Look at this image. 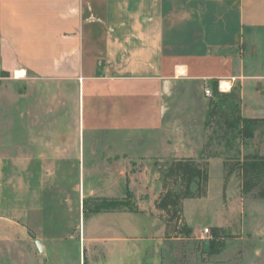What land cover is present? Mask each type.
Masks as SVG:
<instances>
[{
	"label": "crops",
	"instance_id": "obj_1",
	"mask_svg": "<svg viewBox=\"0 0 264 264\" xmlns=\"http://www.w3.org/2000/svg\"><path fill=\"white\" fill-rule=\"evenodd\" d=\"M12 74L72 90L76 124L27 127L38 119L21 98L12 143L1 117V174L9 178L16 167L17 188L0 190V264H42L36 240L47 261L53 218L76 211L84 217L78 259L64 264H79L82 247L104 251L106 259L92 264H141L132 255L151 252L165 235L154 205L162 169L172 158H197L205 143L204 90L236 86L241 114L264 118V0H0V78ZM156 160L167 164L155 168ZM213 161L220 163L209 158V167ZM76 168L84 170L83 186L65 188L64 170ZM209 186L210 178L206 196L182 201L191 228L199 225L186 206L200 208ZM90 197L135 209L90 214L83 207Z\"/></svg>",
	"mask_w": 264,
	"mask_h": 264
},
{
	"label": "rangeland",
	"instance_id": "obj_2",
	"mask_svg": "<svg viewBox=\"0 0 264 264\" xmlns=\"http://www.w3.org/2000/svg\"><path fill=\"white\" fill-rule=\"evenodd\" d=\"M234 88L237 89L240 99L239 88L236 86ZM210 90L213 92L212 88ZM218 91L222 92L219 89ZM213 97L212 95L210 98ZM21 98H25L23 107L26 112L34 113L38 119L34 121L33 116L28 118L26 120L27 127L34 123L37 124V129L43 131L75 127L74 108L71 102L72 90H52L42 80L29 79L24 82L12 74L9 78H0V134L3 130L1 117L4 115L9 119L4 124L9 126L11 134L14 135L10 137L12 143H17L15 133L19 113L18 100ZM53 117L58 119L54 120ZM211 130V128L205 130L206 135ZM85 140L87 141V138ZM235 142L238 141L235 140ZM240 142L242 152L263 154L264 127L257 129L252 138ZM212 148L218 152L223 150V147L219 145H214ZM2 155L0 152V160ZM10 156H16V153L10 152ZM216 157L220 159V163L213 161L208 167L210 175L208 198L203 201L200 208L192 207L189 203L186 206V215L189 221L191 224L199 226L192 228L188 237H165L164 235L155 241L151 252L148 248H142L140 254L132 255L138 257L136 262L138 260L141 261V264H264V198H257L251 194L243 195L239 187V178L235 174L229 176L224 185L221 164L223 157L222 155ZM154 162L155 168L158 165L167 164L165 160ZM1 173L0 167V190H10V193L13 191L16 193L17 168L10 170L9 178L3 179ZM63 173H66L64 175L65 188L70 189L76 184L83 186L85 176L82 168L64 170ZM87 181L86 178L85 183ZM126 204L130 207V203ZM214 207L215 212L211 215L214 221H212V225H208V222L211 221L210 212ZM53 220L55 222L53 227L57 230L51 232V238L47 245V261L43 257L44 253L38 251H34L35 260H42V264H64L68 259H78L76 239L79 234L83 235L84 217H79L76 211L73 215L64 214L53 218ZM71 224H74L73 228L76 229L75 239L69 238L66 233L67 226ZM205 227L209 229L211 237L201 233ZM26 241L30 242L28 235ZM26 252L29 260L33 262L28 245ZM103 258L106 259V256L102 249L94 250V252L88 249L85 254L82 247V259L79 264H92Z\"/></svg>",
	"mask_w": 264,
	"mask_h": 264
},
{
	"label": "trees",
	"instance_id": "obj_3",
	"mask_svg": "<svg viewBox=\"0 0 264 264\" xmlns=\"http://www.w3.org/2000/svg\"><path fill=\"white\" fill-rule=\"evenodd\" d=\"M213 89L204 120V129H212L197 158H173L162 169V190L154 205L160 211L159 218L165 226V237H188L192 228L184 220L182 201L200 198L207 194L209 179L208 159L223 157L222 171L224 185L229 176L239 178L243 195L251 194L264 198V153L242 152L240 141H247L257 129L264 127V118H252L241 114L240 99L236 88L229 92ZM237 140L238 142H235ZM244 143V142H242ZM214 145L223 147L221 152ZM125 200L108 197H90L83 200L88 213H97L126 206ZM130 209H135L129 207ZM212 247V244H211Z\"/></svg>",
	"mask_w": 264,
	"mask_h": 264
},
{
	"label": "built area",
	"instance_id": "obj_4",
	"mask_svg": "<svg viewBox=\"0 0 264 264\" xmlns=\"http://www.w3.org/2000/svg\"><path fill=\"white\" fill-rule=\"evenodd\" d=\"M204 93H205V95L207 96V97H212V91L210 90V89H208V88H206L205 90H204ZM201 233L203 234V235H206V236H208V237H211V235H210V232H209V229L207 228V227H205V228H203L202 230H201Z\"/></svg>",
	"mask_w": 264,
	"mask_h": 264
},
{
	"label": "water",
	"instance_id": "obj_5",
	"mask_svg": "<svg viewBox=\"0 0 264 264\" xmlns=\"http://www.w3.org/2000/svg\"><path fill=\"white\" fill-rule=\"evenodd\" d=\"M28 234H29L32 238L35 239V235H34L33 233H31V232L29 231ZM36 245H37L38 249H39L41 252H43V248H42V246H41V244L39 243L38 240H36Z\"/></svg>",
	"mask_w": 264,
	"mask_h": 264
}]
</instances>
